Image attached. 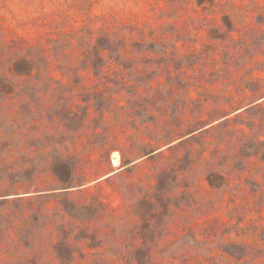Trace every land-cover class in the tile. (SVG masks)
Segmentation results:
<instances>
[{
  "label": "rangeland",
  "instance_id": "1",
  "mask_svg": "<svg viewBox=\"0 0 264 264\" xmlns=\"http://www.w3.org/2000/svg\"><path fill=\"white\" fill-rule=\"evenodd\" d=\"M0 80V264H264V0H0Z\"/></svg>",
  "mask_w": 264,
  "mask_h": 264
},
{
  "label": "trees",
  "instance_id": "2",
  "mask_svg": "<svg viewBox=\"0 0 264 264\" xmlns=\"http://www.w3.org/2000/svg\"><path fill=\"white\" fill-rule=\"evenodd\" d=\"M222 22H223V24H224V26H226L227 28H230V25H229V23H228V18L227 17H225V16H223L222 17ZM99 42V41H98ZM99 46V45H98ZM104 50H109V47L107 46V47H105V49ZM21 63H17L16 64V66H15V69H16V71H17V73L18 74H20V75H25L26 74V72L27 71H25V69L24 68H21V65H20ZM5 89H7V87H4V85H3V82L0 80V90H2V91H4ZM128 165V164H127ZM65 166H67V165H65L64 163H62V162H60V163H54V168H56V173L59 171V170H61V169H63ZM126 166V165H125ZM57 168H58V171H57ZM58 175V177H60V175H59V173L57 174ZM67 176H68V174H67ZM59 181H60V184H62V185H64L65 186V184L66 183H68V181H67V179H63V178H59ZM159 183V182H158ZM158 183H157V185H155V187H156V190L158 189V190H160L159 189V185H158ZM68 187H64V188H61V189H67ZM17 199H19V198H17V196H15L14 198H13V200H17ZM73 209L74 210H84V211H86V210H88V208L86 207V206H81V205H75L74 207H73Z\"/></svg>",
  "mask_w": 264,
  "mask_h": 264
},
{
  "label": "bare ground",
  "instance_id": "3",
  "mask_svg": "<svg viewBox=\"0 0 264 264\" xmlns=\"http://www.w3.org/2000/svg\"><path fill=\"white\" fill-rule=\"evenodd\" d=\"M119 163H120L119 160L115 156H112L111 158L112 166L117 168L119 166Z\"/></svg>",
  "mask_w": 264,
  "mask_h": 264
},
{
  "label": "crops",
  "instance_id": "4",
  "mask_svg": "<svg viewBox=\"0 0 264 264\" xmlns=\"http://www.w3.org/2000/svg\"><path fill=\"white\" fill-rule=\"evenodd\" d=\"M154 152H156V151H154ZM152 153H153V152H152ZM152 153H150V154L152 155ZM128 165H130V164H128ZM118 170H119V169H117V170L111 172L110 175H109V174H108V175L111 176V175H113V174H116V172H117Z\"/></svg>",
  "mask_w": 264,
  "mask_h": 264
}]
</instances>
